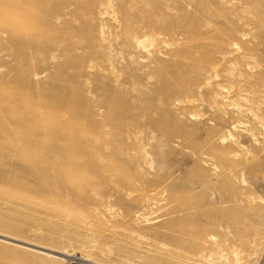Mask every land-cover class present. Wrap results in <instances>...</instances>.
<instances>
[{
	"label": "rangeland",
	"instance_id": "obj_1",
	"mask_svg": "<svg viewBox=\"0 0 264 264\" xmlns=\"http://www.w3.org/2000/svg\"><path fill=\"white\" fill-rule=\"evenodd\" d=\"M0 233L257 264L264 0H0ZM0 264L61 263L0 241Z\"/></svg>",
	"mask_w": 264,
	"mask_h": 264
},
{
	"label": "bare ground",
	"instance_id": "obj_2",
	"mask_svg": "<svg viewBox=\"0 0 264 264\" xmlns=\"http://www.w3.org/2000/svg\"><path fill=\"white\" fill-rule=\"evenodd\" d=\"M0 241L16 245L18 247H21L37 254L47 255L58 260L61 264H71V259L75 258V254L70 253L68 251L53 250L44 245L31 243L3 233H0ZM77 260L79 261V264H102L89 257H80ZM257 264H264V252L261 254Z\"/></svg>",
	"mask_w": 264,
	"mask_h": 264
},
{
	"label": "built area",
	"instance_id": "obj_3",
	"mask_svg": "<svg viewBox=\"0 0 264 264\" xmlns=\"http://www.w3.org/2000/svg\"><path fill=\"white\" fill-rule=\"evenodd\" d=\"M76 264V263H75Z\"/></svg>",
	"mask_w": 264,
	"mask_h": 264
}]
</instances>
